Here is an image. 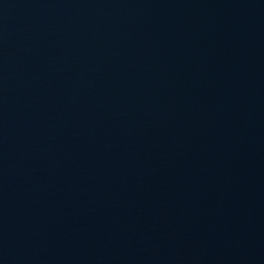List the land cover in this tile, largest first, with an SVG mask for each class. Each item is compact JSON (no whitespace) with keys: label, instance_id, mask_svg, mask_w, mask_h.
<instances>
[{"label":"water","instance_id":"obj_1","mask_svg":"<svg viewBox=\"0 0 264 264\" xmlns=\"http://www.w3.org/2000/svg\"><path fill=\"white\" fill-rule=\"evenodd\" d=\"M0 264H264V0H0Z\"/></svg>","mask_w":264,"mask_h":264}]
</instances>
